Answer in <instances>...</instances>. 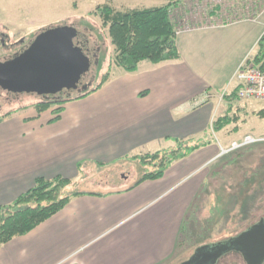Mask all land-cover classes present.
I'll use <instances>...</instances> for the list:
<instances>
[{
    "label": "crops",
    "instance_id": "0c3cea01",
    "mask_svg": "<svg viewBox=\"0 0 264 264\" xmlns=\"http://www.w3.org/2000/svg\"><path fill=\"white\" fill-rule=\"evenodd\" d=\"M240 3L231 22L178 34L179 59L157 64L145 60L134 72L114 66L103 86L66 102L56 120L55 108L38 114L35 105L3 114L0 206L12 203L40 177L75 180L87 158L105 164L161 142L167 147L155 152L176 149L178 141L200 146L173 162L160 178L72 196L55 215L0 246V264H173L188 212L207 183L210 166L228 149L215 139L196 143L195 136L231 109L237 114L214 132L228 142L240 131L244 99L226 96L239 83L237 69L255 54L264 35V0ZM247 14L252 17L245 18ZM199 38L207 39L205 46ZM210 57L235 63V71L213 76L205 69Z\"/></svg>",
    "mask_w": 264,
    "mask_h": 264
},
{
    "label": "rangeland",
    "instance_id": "374dc122",
    "mask_svg": "<svg viewBox=\"0 0 264 264\" xmlns=\"http://www.w3.org/2000/svg\"><path fill=\"white\" fill-rule=\"evenodd\" d=\"M241 1L248 2V0H181L173 6L171 14L173 22L181 28L216 26L220 21L229 19L231 22L237 18L235 17L239 12L237 6L242 5ZM166 2L167 0H0V32L7 35L8 43H14L23 39L30 41L51 26L72 24L88 39L92 64L79 88L87 85L90 90L101 84L103 77L114 67L112 64L114 46L108 27L104 25L97 7L108 3L117 9L126 10L159 6ZM234 10L236 13H232ZM238 20L240 19L235 21ZM206 42V38L198 39V43L204 46ZM8 53L10 51L7 49L0 50V55ZM204 62L205 69L213 76L219 74L216 71L224 70L230 75L236 65L212 57ZM83 92V89L81 91L76 89L63 96L76 97ZM219 92L222 97L226 93L222 90ZM39 100L40 98L33 94L15 96L0 88V116L24 105H36ZM240 101L244 109L238 113L240 118L238 134L234 133L228 142L222 141L220 140L222 134H216L210 125L194 138L199 144L215 139L228 149H221L222 153L210 166L212 171L207 183L188 212L190 228L181 232L177 247L178 255L173 264H181L189 259L199 246L235 236L264 218V114H259L264 110V99L251 98ZM217 103L221 111L219 98ZM236 112V109H231L230 115L233 116ZM215 113L218 117V110ZM248 136L253 137L255 141H247ZM234 140L237 144L233 142ZM175 145L176 149L185 151L195 144L183 141ZM165 147L166 142L154 143L140 151L130 153L129 156L105 164L91 158L82 160L83 168L81 167L80 174L74 177L75 180L72 179L71 185L63 189L62 196L81 191H111L132 185L145 173L158 168L159 160L145 164L140 157ZM169 151L171 150L161 152L163 155ZM216 264L246 262L240 253L232 251Z\"/></svg>",
    "mask_w": 264,
    "mask_h": 264
},
{
    "label": "trees",
    "instance_id": "16d2710c",
    "mask_svg": "<svg viewBox=\"0 0 264 264\" xmlns=\"http://www.w3.org/2000/svg\"><path fill=\"white\" fill-rule=\"evenodd\" d=\"M181 0H167L159 6L145 8H130L120 10L105 3L97 7L103 23L108 27L109 36L114 46L112 64L126 72H134L142 61L161 63L180 58L177 46V31L180 26L173 22L172 9ZM248 63L264 69V35L258 43L255 54ZM112 69L103 77L101 84L96 88L84 91L76 97L64 98L58 101L62 105L54 110L60 117L63 105L72 99L83 98L103 86L111 77ZM240 83L231 95L239 97ZM226 95V94H225ZM224 95V96H225ZM51 103H38L35 108L38 114L48 110ZM259 114H264V110ZM4 116H0V121ZM229 114L219 117L213 123V129L219 130L231 122ZM235 117V116H234ZM237 118V117H236ZM183 142V141H178ZM196 144L185 151L173 149L162 155L161 151L146 153L141 158L145 164L159 160L158 168L145 173L137 182L146 179H157L164 175L167 168L175 161L187 156L199 148ZM72 184V179L58 175L53 178L40 177L26 192L19 195L12 203L0 206V246L17 235H23L34 229L43 221L59 212L71 199L78 195L75 192L69 196H62L64 188ZM191 223L185 224L183 231H188Z\"/></svg>",
    "mask_w": 264,
    "mask_h": 264
},
{
    "label": "water",
    "instance_id": "95a60500",
    "mask_svg": "<svg viewBox=\"0 0 264 264\" xmlns=\"http://www.w3.org/2000/svg\"><path fill=\"white\" fill-rule=\"evenodd\" d=\"M91 64L89 43L83 32L72 25L45 29L14 61L11 69L18 71L17 80H21L19 88L14 90L43 94L71 89L77 86ZM0 85L9 88L1 78ZM83 89L87 90L88 86ZM232 251L240 253L246 264H264V218L235 236L199 246L181 264H216Z\"/></svg>",
    "mask_w": 264,
    "mask_h": 264
},
{
    "label": "flooded vegetation",
    "instance_id": "af4514ba",
    "mask_svg": "<svg viewBox=\"0 0 264 264\" xmlns=\"http://www.w3.org/2000/svg\"><path fill=\"white\" fill-rule=\"evenodd\" d=\"M60 25H72V24H60ZM73 26V25H72ZM51 27H55V26H51ZM49 27V28H51ZM48 29V28H46ZM45 30V29H44ZM44 30H42L40 33H38L34 38H32V40L27 41L25 39L19 41H15L14 43H8L7 41V35L0 32V50H4L7 49L8 51H10V53L8 54H4V55H0V78L1 80L5 81V84L7 87L9 88H5L2 85H0V88L10 94H13L15 96H20L22 94H33L36 95L37 97L40 98V100L38 101V103H51V107L50 108H55L57 109L59 106H61L62 104L59 103L58 101H62L64 99V94L65 93H69L72 90H78L81 91L84 86L87 85H83V88H79L80 84H82V80L85 77V75L81 78L80 82L77 84L76 87H73L71 89L69 88H63L60 89L59 91L56 92H49V93H43V94H38L37 92H27V91H15L14 89L19 88L18 81L21 80H17L18 77H20L18 75V71L15 69H11L14 65V61L16 60L17 57H19L21 54H23L26 50H28L30 48V46L32 45V43L36 40L37 36L39 34H41ZM5 68H8L10 70L5 71ZM31 85V83H30ZM84 90V89H83ZM88 90V89H87ZM84 90V91H87ZM35 103V104H38ZM238 253V252H237ZM225 256V255H224Z\"/></svg>",
    "mask_w": 264,
    "mask_h": 264
},
{
    "label": "built area",
    "instance_id": "2783aa9c",
    "mask_svg": "<svg viewBox=\"0 0 264 264\" xmlns=\"http://www.w3.org/2000/svg\"><path fill=\"white\" fill-rule=\"evenodd\" d=\"M252 16L247 14L245 18H251ZM244 16L240 19L242 20ZM233 22V21H232ZM191 29L179 27L177 34ZM236 76L240 82L239 97L243 99H264V69L254 66L248 61H245L240 66L236 73ZM247 141H255L253 137L248 136ZM237 144V142H235ZM236 146V145H234Z\"/></svg>",
    "mask_w": 264,
    "mask_h": 264
}]
</instances>
